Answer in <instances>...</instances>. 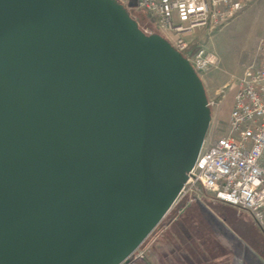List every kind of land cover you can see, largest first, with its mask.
<instances>
[{"label": "water", "instance_id": "95a60500", "mask_svg": "<svg viewBox=\"0 0 264 264\" xmlns=\"http://www.w3.org/2000/svg\"><path fill=\"white\" fill-rule=\"evenodd\" d=\"M211 120L188 59L118 0H0V264L128 263Z\"/></svg>", "mask_w": 264, "mask_h": 264}, {"label": "built area", "instance_id": "2783aa9c", "mask_svg": "<svg viewBox=\"0 0 264 264\" xmlns=\"http://www.w3.org/2000/svg\"><path fill=\"white\" fill-rule=\"evenodd\" d=\"M253 0H138L153 26L140 28L160 33L201 75L218 62L204 45L194 46L184 35L195 28L214 30L245 10ZM257 68L248 69L234 95L229 133L203 148L174 206L202 201L210 194L224 204L248 213L264 228V40ZM138 250L135 254H137ZM135 256V255H134Z\"/></svg>", "mask_w": 264, "mask_h": 264}, {"label": "rangeland", "instance_id": "374dc122", "mask_svg": "<svg viewBox=\"0 0 264 264\" xmlns=\"http://www.w3.org/2000/svg\"><path fill=\"white\" fill-rule=\"evenodd\" d=\"M119 1L138 20L141 27L153 26V20L146 12L129 8V0ZM184 36L191 40L194 46L204 45L218 59L215 66L200 75L213 115V121L206 136L207 142L212 143L229 133V121H224L223 114L228 110L230 104L233 106L234 95L240 86L244 72L248 69L257 68L261 63L263 54L261 45L264 40V0H253L245 10L214 30L200 27ZM209 196L210 194H205L200 196V199L209 206L210 217L215 219H212L213 221L209 224L211 223L217 231L212 232L208 226V221L203 219L204 217L201 218L202 221H198V217L195 215L197 219H193L201 222L200 231L204 233L195 235L199 243L209 237L220 239L217 240V245L220 244V250H225L223 255L225 263L223 264H264V228L257 226L246 212L238 211L227 204L226 206L213 205L212 202H209ZM180 206L175 207L174 210L177 208L179 210ZM167 220L168 217L165 218L157 231L146 240L129 264H149V261L156 263L163 256L173 264L172 259L166 256L162 250V244L156 243L169 228ZM179 235L181 239H184L182 234L179 233ZM155 243L161 246L159 247L162 251L161 257L155 258L150 253ZM164 247L172 253L173 247L171 245H164ZM200 249L208 250L206 244L202 245ZM219 256L222 257L221 254ZM175 259L180 260L179 255H175Z\"/></svg>", "mask_w": 264, "mask_h": 264}, {"label": "trees", "instance_id": "16d2710c", "mask_svg": "<svg viewBox=\"0 0 264 264\" xmlns=\"http://www.w3.org/2000/svg\"><path fill=\"white\" fill-rule=\"evenodd\" d=\"M118 2H120L118 0ZM128 10V9H127ZM129 12V11H128ZM130 13V12H129ZM131 15V14H130ZM132 16V15H131ZM133 17V16H132ZM137 22L138 20L133 17ZM139 23V22H138ZM140 25V24H139ZM158 33V32H156ZM160 34V33H159ZM193 213V210L191 208L185 209L183 212H180L178 208L176 210L172 209L169 214L165 217H168L167 224L169 225V228L166 232V234L158 239L156 243L160 242L162 245V250L166 253V256H169L173 264H223L225 263L223 257L225 250H220V244L217 245V240L213 237L205 238L201 243L196 239V234H204L202 231L199 232L201 220H194L193 218L197 219L196 216ZM164 218V220H165ZM164 220L160 223V225L164 222ZM215 220V219H213ZM166 224V225H167ZM209 224V223H208ZM159 225V226H160ZM158 226V227H159ZM210 230L215 233L216 228L213 225H208ZM158 227L155 229V231L152 233L154 234ZM184 236V239H181V236ZM151 234V235H152ZM150 235V236H151ZM221 242V241H220ZM156 243L152 246L151 254L156 258L161 255V246L156 245ZM206 244L208 250L205 251V249H200L202 245ZM144 245V244H143ZM143 245L141 247H143ZM164 245H171L173 247L172 253L169 252L168 249H164ZM200 246V248H199ZM204 251V252H202ZM221 254L222 257L219 256ZM175 255H179L180 260L175 259ZM134 257V256H133ZM133 257L130 258L129 264L132 262ZM161 257V256H160ZM162 259L156 263L148 262L149 264H171L168 259H165V256L161 257ZM224 258V259H223Z\"/></svg>", "mask_w": 264, "mask_h": 264}, {"label": "crops", "instance_id": "0c3cea01", "mask_svg": "<svg viewBox=\"0 0 264 264\" xmlns=\"http://www.w3.org/2000/svg\"><path fill=\"white\" fill-rule=\"evenodd\" d=\"M231 104L229 105V108L227 111H225V113L223 114V118H224V121L228 122L229 121V118H230V112H231ZM213 121V115H212V120L211 122ZM209 202L215 206L217 205H223V206H226V204L222 203V202H219V201H215L214 198L212 196H209ZM188 208H191L193 210V213L194 215H196L198 217V220H201V218L203 219H206L209 222L213 221L212 217H210V213H209V206L207 205V203H204L203 201H198V202H194L193 204H189L187 206H180V212H183L185 209L187 210ZM199 212H201V214H199ZM211 225V223H210ZM200 231V229H199ZM201 232V231H200Z\"/></svg>", "mask_w": 264, "mask_h": 264}]
</instances>
